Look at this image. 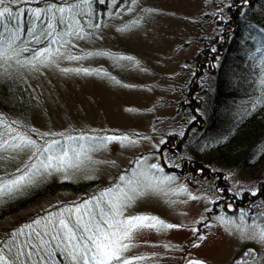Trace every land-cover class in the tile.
Here are the masks:
<instances>
[{"label": "rangeland", "instance_id": "374dc122", "mask_svg": "<svg viewBox=\"0 0 264 264\" xmlns=\"http://www.w3.org/2000/svg\"><path fill=\"white\" fill-rule=\"evenodd\" d=\"M107 2L102 17H94L97 10L91 0L90 5L83 6L84 15L78 16L76 22L63 31H82L83 38L58 36L56 43L46 47L61 50L62 55L55 57V64L43 65L33 60L32 64L21 65L30 84L37 89L38 99L30 108L27 124L20 122L17 126L11 122L12 127H20L16 129L28 133L38 145L57 140L69 150L70 156L72 149L79 151L82 146L88 158L82 157L79 168L53 171L34 185L0 197L3 201L43 187L33 195L28 206L21 207L23 211L5 218L0 227L12 226V232H17L35 219L46 218L50 213L80 204L115 187L121 176L131 177L155 164L161 171L150 169V173L173 179L164 181L162 192L148 191L135 199L125 209L124 216L156 217L165 225L177 227L157 226L135 232L130 241L132 246L124 252L132 264H188L190 260L204 264H236L249 249L257 256H264V246L256 240L241 239L239 232L218 219H232L242 226L264 225V209L250 210L251 214L246 210L239 213L211 210L207 215L216 196L213 187L209 185L207 189L200 183L187 182L181 175L166 172L161 167L162 143L174 131L182 133L191 121L183 122L184 109L177 107V99L183 93L182 87H187L188 60L197 55L204 41L203 33L210 37L208 41L215 38L213 14L209 10H217V6L212 0ZM44 49L24 54L21 60H31L35 52ZM67 55L81 58L68 60ZM203 107L206 112L207 101ZM46 133L48 135H44ZM69 136L84 139L68 140ZM113 136H126L134 143L101 140ZM199 146L209 148L205 139L193 148L199 149ZM30 155L28 150L0 153L3 157L0 173H7L3 178L18 174L17 169L29 162ZM169 163L168 168L175 162ZM254 175H258L257 171ZM260 175L264 177V165ZM243 176L247 182L248 176ZM239 178L245 184L244 179ZM50 184L59 188L52 190ZM241 214H244L243 222ZM0 230L5 232L3 228ZM248 231L251 233L254 228L249 227ZM201 236L204 239H199Z\"/></svg>", "mask_w": 264, "mask_h": 264}, {"label": "snow or ice", "instance_id": "6c2138e0", "mask_svg": "<svg viewBox=\"0 0 264 264\" xmlns=\"http://www.w3.org/2000/svg\"><path fill=\"white\" fill-rule=\"evenodd\" d=\"M104 2V0H100ZM135 2V0H132ZM6 0H0V6L5 5ZM10 4H18L19 0H8ZM91 0H79V2L67 3L66 6L49 5L47 9H18L15 13L8 6L0 7V67L8 61L15 59L20 65L36 62L48 65L55 64V57L62 55L59 48L52 51L45 48L33 54L31 60L21 61V52L28 51L26 48L17 46L21 36V15L28 11L31 18L28 21V34L37 42L48 39L55 32L61 38L67 35H78L83 38L81 32H57L53 23H47L46 27L36 35L35 21L41 19V13H50V19L56 20L60 26L70 27L76 22L78 16L84 15L83 6L90 5ZM57 14H59L57 16ZM13 27L4 24L5 19ZM99 27V25H96ZM52 43L57 41L53 39ZM68 60H77L81 57L71 55L65 56ZM129 59L131 57H120ZM35 67V65H33ZM63 71H72L63 69ZM87 73L88 69H75ZM15 124L16 122H12ZM0 153L4 152H31L29 162L22 168L17 169L18 174L12 178L0 177V197L11 196L27 186L36 184L42 177L50 175L53 171L66 172L68 169L79 168L83 158H88L87 153L81 146L80 150H69L60 146L57 140L45 141L38 145L28 133H21L12 124H7L0 117ZM44 135H48L47 133ZM68 140L84 139V137L69 136ZM103 141H130L128 137H103ZM0 159H3L0 156ZM150 169L161 171L157 165L152 164L148 169H142L133 173L131 177L121 176L120 183L113 188L101 192L98 196L85 200L80 204L66 206L56 213H50L46 218H38L30 224L18 229L11 234V239L0 242V264H53V258L59 255L64 264H132V260L124 256L132 245L134 233L143 229L174 228L176 225H165L156 217L149 216H124V211L139 196L148 191L162 192L164 181L172 180L173 177H156L150 173ZM193 199L195 197H192ZM218 219L239 232L241 239L256 240L264 246V225H244L235 220L218 217ZM240 221H244V214H241ZM35 226V227H34ZM253 227L254 231L249 233L248 228ZM25 229L30 231L25 232ZM195 231V229L193 230ZM19 236H25L21 241ZM204 239V237H199ZM198 246V245H194ZM136 259H143L137 257ZM264 256H257L253 249L244 253V257L236 264H261ZM188 264H204L203 261L190 260Z\"/></svg>", "mask_w": 264, "mask_h": 264}, {"label": "trees", "instance_id": "16d2710c", "mask_svg": "<svg viewBox=\"0 0 264 264\" xmlns=\"http://www.w3.org/2000/svg\"><path fill=\"white\" fill-rule=\"evenodd\" d=\"M92 1L97 10L93 16L102 17L101 12L106 9L107 3ZM74 2L79 0H19L18 4H10L6 0L3 6L10 7L15 13L20 8L47 9L51 4L66 6L67 3ZM212 3L216 6L220 4L221 9L209 10L214 14L211 18L215 26L214 48L219 55H216L217 59L215 55L213 56L214 60L209 64L208 75L203 82V87L206 88H203L202 98L204 103L205 101L208 103V109L203 115L205 116L203 138H206L208 145L214 148L215 157L218 153L223 157L226 178L231 181L237 177L243 178L245 184L239 185V188L246 191L249 189L250 192L256 191L253 198L256 203L255 208L262 210L264 209V177H261L260 172L261 166L264 165V0H212ZM217 12L220 15L215 14ZM50 16V13H41V19L35 21L36 35H39L49 22L53 23L57 32L65 31L72 26H60L56 20L50 19ZM30 18L31 13L28 11L21 15L22 31L17 46L28 51L20 53L17 57L20 60L25 57L24 54L51 45V41L58 37L54 32L52 37L42 38L37 42L28 34ZM4 24L13 27L15 21L10 24L6 18ZM0 31H3V28H0ZM220 34L223 35L221 49L216 47ZM22 67L15 62V59L0 67V117L7 124L16 122L17 126L20 122L27 124L30 108L38 99V91L30 84ZM17 126L14 125V128H20ZM254 171L255 173L257 171L258 175H254ZM5 174L7 173H0V177H4L2 175ZM243 175L248 176L247 182ZM55 187L59 188L54 184L49 186L52 190H56ZM41 190L43 187L39 186L30 189L27 193L0 201V224L5 218L8 219L16 212L23 211L21 207L28 206L35 193ZM238 195L241 196V193L239 192ZM229 202L232 204L231 200ZM236 206L239 207V204ZM240 206H245L242 196ZM210 207L207 215L211 210H215L216 213L228 212L217 206ZM238 209L236 208L234 212H238ZM25 220L30 219L25 218ZM0 228L5 229L4 233L0 230L2 231L0 242L11 239V234L14 233L13 227ZM18 239L23 241L20 236ZM53 264H64V262L59 255H56Z\"/></svg>", "mask_w": 264, "mask_h": 264}, {"label": "flooded vegetation", "instance_id": "af4514ba", "mask_svg": "<svg viewBox=\"0 0 264 264\" xmlns=\"http://www.w3.org/2000/svg\"><path fill=\"white\" fill-rule=\"evenodd\" d=\"M107 1L108 0H104V2L108 3ZM116 7H118V3L116 4ZM217 10H221L220 4L217 5ZM207 14L208 13L205 15ZM215 14L220 15L218 12ZM202 38L204 41L200 43V47L196 52L197 55L195 58L188 60L189 79L187 81V87H182L183 93L180 98L177 99V107L184 109L182 112L183 122L186 120L191 121L189 124L185 125L186 128L182 133L174 131L168 135L162 143L159 153L161 167L166 172L181 175L187 182L200 183L201 186H204L207 189L209 185H211L216 192V196L211 203L213 206L220 207V209L227 210L228 212L231 211L229 213H239L241 210H246V212L249 211L251 214L250 210L256 209V203L253 201L256 191L250 192L249 189L248 191L240 189L239 185H242V183L239 177L234 181L227 179L224 169V159L221 157L220 153L215 157L213 153L214 148L210 147V145H208V149H202L200 146L199 149H197V147L193 148V146H196L200 140L205 139L208 141L206 138H203V129L205 125V116L203 115L206 113L203 107L205 103L202 98L203 88H206V86L203 87V82L206 75H208L209 64L214 60L213 56L215 55L214 57L217 59L218 56L216 55H219L218 52L216 54L214 48L215 38L208 41L210 37L208 38L205 33H203ZM222 38L223 35L220 34L216 42V47L220 49L223 45ZM184 98L185 100H183ZM188 103L190 105L186 106ZM189 149H191V152ZM201 151H203L202 154ZM171 160L175 163L168 168L170 166L169 161ZM239 192L244 198V207L240 206L241 196L238 195ZM230 200L232 201V204H230ZM236 204H239V207H237ZM231 205L233 207H231ZM236 208H239L238 212H234ZM248 217L250 218V216Z\"/></svg>", "mask_w": 264, "mask_h": 264}]
</instances>
